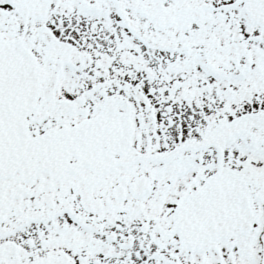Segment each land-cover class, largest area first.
Listing matches in <instances>:
<instances>
[{
  "label": "snow or ice",
  "instance_id": "6c2138e0",
  "mask_svg": "<svg viewBox=\"0 0 264 264\" xmlns=\"http://www.w3.org/2000/svg\"><path fill=\"white\" fill-rule=\"evenodd\" d=\"M0 264H264V0H0Z\"/></svg>",
  "mask_w": 264,
  "mask_h": 264
}]
</instances>
